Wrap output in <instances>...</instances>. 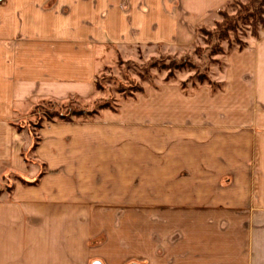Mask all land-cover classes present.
<instances>
[{
	"label": "crops",
	"instance_id": "obj_1",
	"mask_svg": "<svg viewBox=\"0 0 264 264\" xmlns=\"http://www.w3.org/2000/svg\"><path fill=\"white\" fill-rule=\"evenodd\" d=\"M232 1L0 0V264H106L91 243L110 228L116 264H264V32L215 91L163 84L43 122L33 150L20 123L42 101L89 103L117 52L189 42Z\"/></svg>",
	"mask_w": 264,
	"mask_h": 264
},
{
	"label": "rangeland",
	"instance_id": "obj_2",
	"mask_svg": "<svg viewBox=\"0 0 264 264\" xmlns=\"http://www.w3.org/2000/svg\"><path fill=\"white\" fill-rule=\"evenodd\" d=\"M250 1L233 0L227 4L213 16L212 20L194 28L193 38L189 42H172L168 45L150 42L117 52L118 55L111 58V61L106 62L98 71L94 97L89 103L80 104L73 101L55 105L44 103L39 108V105H36L33 108L34 115L20 123L39 124L38 118L41 119L44 115L55 117L68 113L72 120L92 121L103 110L117 113L126 103L137 101L138 97L144 96L146 90L158 89L163 84L174 85L186 94L198 86H209L213 91L219 89L221 84L217 83L214 77L222 71L225 56L234 50L246 48L248 43L258 39L260 33L264 32L257 21L251 24L253 17H256L253 15L254 7L244 10ZM260 10L263 11L264 18V4ZM224 16L227 19L240 16L244 19L235 20L229 26L216 31V25L223 21ZM247 16L248 20H245ZM103 106L108 108L100 110ZM142 108L143 104L131 109L139 112ZM79 112L82 114L80 118L72 117V113ZM11 179L14 178L9 177L3 184L0 183V190H7V186L12 183ZM103 220L105 226L111 227L121 219ZM136 225L138 228L143 226L144 219L137 218ZM110 229L108 231H111ZM108 231L101 234L102 242L93 240L91 248L92 251L101 250L97 256L102 258L104 263L116 264L117 259L112 251L114 235ZM125 262L123 264H128L130 260Z\"/></svg>",
	"mask_w": 264,
	"mask_h": 264
},
{
	"label": "trees",
	"instance_id": "obj_3",
	"mask_svg": "<svg viewBox=\"0 0 264 264\" xmlns=\"http://www.w3.org/2000/svg\"><path fill=\"white\" fill-rule=\"evenodd\" d=\"M259 2V3H258ZM262 4H264V0H251L250 1V3L246 6V7H244V10H250V9H252L253 7H254V14L253 15H256V17H253L254 19H252V21H251V24H254L256 21L258 22V24L261 26V28H263V30H264V18H263V11L262 10H260V7H261V5ZM252 15V16H253ZM248 16H250V14L248 15ZM248 16L245 18V20H248ZM241 19H244V18H242L241 16L240 17H236V18H231V19H227V18H225V16H224V19H223V21L221 22V23H219V24H217L216 25V31L217 30H219V29H223V28H225L226 26H229V24H231V22L232 23H234L235 22V20L237 21V20H241ZM219 32V31H218ZM44 103H47V104H50V105H55V103H52V102H48V101H42L40 104H39V106H38V108L42 105V104H44ZM72 104V103H71ZM106 108H108V107H106V106H103V107H101V109L100 110H103V109H106ZM71 111H72V109H70ZM35 111V110H34ZM37 113H39V112H37ZM76 113V112H75ZM34 114V113H33ZM69 114V113H68ZM68 114L67 115H59V116H51V115H49V116H46V115H44V117H41V119L40 118H38L39 119V124H35V123H33V124H31L30 126H32L33 128H34V130H31L30 132H31V135H32V138H33V145H32V150L37 146V144H38V138H37V136L35 135V133H36V131L41 127V125H42V123L43 122H51V121H53V120H57V121H63V122H71L72 121V119H71V117H68ZM72 117H75V118H80L81 116H82V114L79 112V113H77V114H74V113H72ZM38 122V121H37ZM17 129L18 130H20L21 129V127H17ZM17 180L19 179L20 180V178L19 177H15ZM23 183H26V182H24L23 180H21ZM35 182H33L32 184H34Z\"/></svg>",
	"mask_w": 264,
	"mask_h": 264
},
{
	"label": "water",
	"instance_id": "obj_4",
	"mask_svg": "<svg viewBox=\"0 0 264 264\" xmlns=\"http://www.w3.org/2000/svg\"><path fill=\"white\" fill-rule=\"evenodd\" d=\"M93 264H101L100 262H95V263H93Z\"/></svg>",
	"mask_w": 264,
	"mask_h": 264
}]
</instances>
